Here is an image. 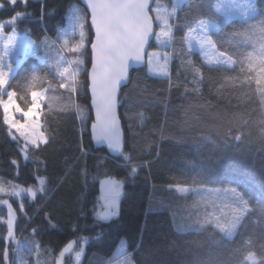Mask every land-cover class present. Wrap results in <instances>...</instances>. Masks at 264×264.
Wrapping results in <instances>:
<instances>
[{"label":"trees","instance_id":"obj_1","mask_svg":"<svg viewBox=\"0 0 264 264\" xmlns=\"http://www.w3.org/2000/svg\"><path fill=\"white\" fill-rule=\"evenodd\" d=\"M0 1L5 5L0 7V21L23 13L17 29L34 40L48 41L43 50L49 52V60L39 51L26 54L10 76L7 90L16 93L22 108L31 104L33 90L43 91L40 121L50 136L47 146L30 147L26 158L21 140L18 145L9 134L0 105V188L4 189L0 264H56L71 241L75 250L84 244L77 264H114L121 239L127 247L123 255L130 254L135 264H264V213L259 210L264 205V150L257 140L264 131V104L254 80L233 86L226 80L255 75L248 72L247 58L259 52L264 29L259 9L264 0H256L258 10L246 20H222L214 9L218 0H154L151 8H158L161 15L171 13L172 37H161L164 45L159 46L172 53L171 72L153 75L145 64L130 72L129 83L119 92L123 152L130 154V161L121 153L109 155L91 139L90 45L87 55H82L83 50L68 51L79 41V30H72L76 16L87 14L81 0H17L15 5ZM150 13L156 16L155 11ZM205 19L219 24L209 35L219 51L232 56V67L207 66L196 51L185 48L187 27ZM154 25L156 32L163 27L156 20ZM237 30L245 35H233ZM86 31L90 33L89 23ZM65 39L69 63L58 47ZM155 48L154 37L149 50ZM65 63L69 71L61 77L57 67L62 70ZM195 68L201 69L198 76ZM72 74L86 86L78 93L59 87ZM33 76L38 79L33 81ZM5 96L0 94V100ZM77 104L85 109L87 125L76 111ZM234 117L240 118L239 124ZM130 166L137 167L135 175L130 174ZM105 176L124 181L119 216L108 221L97 220L94 214L99 179ZM176 186L190 190L179 193ZM228 187L245 193L250 208L230 236L214 224L198 223L206 206H194L210 198L211 190ZM14 188L18 195H9ZM28 188L36 192L35 198ZM9 205L14 213L12 239L8 238ZM72 262L67 254L61 264Z\"/></svg>","mask_w":264,"mask_h":264},{"label":"snow or ice","instance_id":"obj_2","mask_svg":"<svg viewBox=\"0 0 264 264\" xmlns=\"http://www.w3.org/2000/svg\"><path fill=\"white\" fill-rule=\"evenodd\" d=\"M8 3L15 5L17 0H7ZM0 3V7H4ZM87 6L91 10L90 15V33L86 31L87 14L77 15L75 18L73 31L79 30V41L68 51L76 53L78 50H83L82 55H87V45L91 49V64L89 71V85L87 87L91 94V103L95 109V119L91 123L92 137L97 142L106 143L107 147L113 151L121 153L126 161L131 160L128 153L123 152L122 132L120 120L117 114L118 93L122 82H126L129 77L130 61L142 62L144 60L146 47L152 37L157 41L161 37L171 39L172 25L169 24L168 16L171 13L161 15L158 8H151L149 0H87ZM257 5L252 0H242L238 3L237 0H222L216 5L215 11L224 16H230L234 12H239L245 19L249 12H256ZM155 11L156 16L150 15V12ZM261 16H264V7L259 9ZM19 16L13 17L11 24L15 25ZM154 20L160 21L163 27L158 32H154ZM208 23L200 20L195 26H188L187 33L184 37L189 49L193 45L198 46L204 54L205 61L208 65H223L233 64L235 61L232 56L225 52L217 50L216 42L206 31ZM7 25H0L2 30ZM91 35V39L88 36ZM233 35L244 36L245 32L237 30ZM0 39L6 41L3 53H0V94H6L8 99L3 102L4 121L9 126V129H15L18 136H13L19 145L21 138L24 141L21 151L27 153L31 148L40 149L41 144L47 146L50 143V136L43 130V125L40 123L39 116L41 113V105L39 102L40 94L33 90L31 92L32 103L27 110L20 108L14 101L15 92H9V75L13 70V65L7 62L8 56L17 51L15 47V33L9 36H0ZM69 41L64 40V46L67 47ZM29 45L35 47H47L48 41H42L37 44L36 41L29 40L22 46L20 51H24ZM26 54V53H25ZM155 58V66L153 65ZM248 72H254V76H245L241 79L239 76H229L226 78L229 86L239 83H252L254 80L259 87L260 100L264 104V29H261V44L257 55L248 56ZM164 62L160 63L159 53L152 52L148 56V65L150 71H156L162 76H168V54L165 53ZM83 61H77V64ZM191 63V61H189ZM7 69V70H5ZM57 71L61 77L68 73V68ZM241 71H244L242 68ZM201 69L195 68L197 76ZM38 77L33 76L32 80L36 81ZM193 83L198 85V80L194 77ZM224 85H222L223 87ZM60 88L68 90L69 93H78L86 86L77 78L76 74H72L69 82H61ZM197 87L194 91H198ZM71 105V101H69ZM77 113L80 115L83 124L87 125V119L83 113L85 109L78 104L75 106ZM10 109L13 114L10 115ZM18 112L22 116V120H16L14 113ZM264 116V114H262ZM234 123L239 124L240 118L234 117ZM264 124V118L261 120ZM237 136L235 139L239 140ZM257 140L264 150V131H261ZM86 154V153H85ZM13 163H16L13 161ZM151 162H149L150 164ZM137 172L136 166H130V174L135 175ZM197 181L194 179V183ZM41 185L40 191L43 192L44 179L39 180ZM124 190V181L108 178L101 181V200H103L102 210L95 213L97 220L108 221L119 216V205ZM4 189L0 188V192ZM25 191V189H19ZM33 198L36 197V192L32 188L26 190ZM181 193H186V188H178ZM212 196L206 200L197 202L194 206L204 204L205 212L202 214L203 219L198 218V223L214 224L221 232L231 235L232 232L241 224L244 216L250 211L249 199L246 194L239 191L237 187H228L224 189H213ZM9 195H18V191L14 188ZM7 203V201H4ZM207 206L211 207V211L207 210ZM259 210L264 213V205H259ZM50 216V214H49ZM13 221L14 213L9 205L8 238H13ZM87 240V238H84ZM73 248V244L69 243L60 253L61 257L68 253ZM83 249L76 253L77 262L80 261ZM128 264H131L129 261Z\"/></svg>","mask_w":264,"mask_h":264},{"label":"rangeland","instance_id":"obj_3","mask_svg":"<svg viewBox=\"0 0 264 264\" xmlns=\"http://www.w3.org/2000/svg\"><path fill=\"white\" fill-rule=\"evenodd\" d=\"M22 3H26L27 2V0H20ZM222 2V0H218V2L214 5V9L216 8V5L218 4V3H221ZM237 2L238 3H241L242 2V0H237ZM252 2H254V3H256V0H252ZM0 3H3L2 1H0ZM253 13H255V12H249L248 13V16H247V18L246 19H248ZM69 14H70V11L68 12V14H67V18L69 17ZM220 16H221V18H222V20H229V19H232V18H237V19H241V20H246L243 16H241L240 15V13L239 12H234V13H232L230 16H224V15H222V14H220V13H218ZM16 16H19V19H21L22 18V16H23V13H15L13 16H11V17H8V18H5V19H3V20H1L0 21V25H7V27H4L2 30H0V36H9V35H12L13 34V32L15 33V47H16V49H17V51H15V52H13V53H11L9 56H8V58H7V62L8 63H11L12 65H13V70H12V72L10 73V75H9V78H10V76L12 75V73L14 72V70L16 69V67H17V65L23 60V58L25 57V55L26 54H28V53H36V52H40V56H42V58H44L45 60H49V58H47L46 56L49 54V52H45V50H43V47H35L34 45H29L24 51H20V49L22 48V46H24L26 43H27V41H29V40H33V41H36L37 42V44H39L40 42H41V40H34L27 32H25V31H20L19 29H17V27H16V23H17V21L19 20H17L16 21V23H15V25H12L11 24V20H12V18L13 17H16ZM204 21H206V22H209L208 23V27H207V29H206V31L208 32V34H209V32H210V30H214V29H217L218 27H219V24L216 22V21H214V20H211V19H205ZM199 23V22H198ZM197 23V24H198ZM196 24V25H197ZM195 25V26H196ZM194 26V27H195ZM72 30H73V28H72ZM155 32H156V30H155ZM186 35V34H185ZM156 42H157V44H158V48H155V49H150V50H148V52H147V56H146V67H147V70L151 73V74H153V75H159V76H162V75H160L158 72H156V71H150V69H149V65H148V56H149V53H152V52H156V53H159V56H160V63L162 64L163 62H164V60H163V58H164V55H165V53H167L168 54V69H169V74H168V76L170 75V65H171V60H172V53H170V52H168L167 50H165V49H162V48H159V46L161 47V46H163L164 45V43L161 41V40H159V41H157L156 40ZM5 43H6V41L5 40H3V39H0V53H3V51H4V46H5ZM184 43H185V48L187 49V50H194V51H196L197 53H198V55H199V57H200V60H201V62L203 63V64H205V65H207V66H210V65H208L207 63H206V61H205V57H204V54L202 53V51L200 50V48L198 47V46H195V45H193V47L191 48V49H189V46H188V44L185 42V40H184ZM166 46V45H165ZM58 47H59V49H60V51H61V53L63 54V56H64V60L67 62V63H69V59H68V57H67V49H66V47L64 46V44L62 43V42H58ZM218 50V49H217ZM219 51V50H218ZM221 52V51H220ZM26 53V54H25ZM44 53V54H43ZM155 58H153V65L155 66ZM234 65V63L233 64H223V65H211V66H224V67H232ZM65 67H66V63H65ZM64 67V68H65ZM5 70H7V69H5ZM35 91H37L39 94H40V98H39V102H40V105H41V99H42V97H43V91L42 90H35ZM9 92H11V91H9ZM7 99H8V96L6 95L4 98H2L1 100H0V105H1V107H2V111H3V102H6L7 101ZM14 101H15V103L17 104V105H19V103L17 102V100H16V98L14 97ZM31 103H32V96H31ZM31 105V104H30ZM20 106V105H19ZM20 108H22L21 106H20ZM22 109H25V110H27V108H22ZM13 114V110L12 109H10V115H12ZM3 118H4V112H3ZM14 118L16 119V120H22L23 118H22V116L18 113V112H16V113H14ZM39 120H40V116H39ZM5 122V121H4ZM40 123H41V121H40ZM6 124V123H5ZM7 125V124H6ZM7 127H8V131H9V134L11 135V137L13 138V136L15 135V136H18V133H16L15 132V129L13 128V129H9V126L7 125ZM23 144H24V141H23V139L21 138V147L23 146ZM21 147H20V150H21ZM21 153H22V155L23 156H25V153L24 152H22L21 151ZM108 178H112V179H115V180H120L119 178H116V177H113V176H105V177H101L100 179H99V193H98V196H97V201H96V204H95V212H94V214L96 213V212H98V211H101L102 210V204H103V200H101L100 198H101V196H102V192H101V181L102 180H105V179H108ZM176 189H177V191H178V188H186L187 189V192L190 190V188H188V187H185V186H176L175 187ZM179 192V191H178ZM186 192V193H187ZM179 193H181V192H179ZM217 228V227H216ZM218 229V228H217ZM219 230V229H218ZM220 231V230H219ZM235 231V230H234ZM234 231L232 232V234L234 233ZM221 232V231H220ZM222 233H224V232H222ZM225 235H229V234H226V233H224ZM231 234V235H232ZM230 236V235H229ZM69 243H72L73 244V242L71 241V242H69ZM68 243V244H69ZM67 244V245H68ZM66 245V246H67ZM65 246V247H66ZM81 248L83 249V251H84V244L81 246ZM81 248L79 249V250H75L74 249V244H73V248L68 252V253H65L64 254V256L65 255H67V254H71V257H72V259H73V264H77V260H76V253L78 252V251H80L81 250ZM127 247H126V244H125V240L124 239H121V241L119 242V244L117 245V247H116V249H115V252H114V256L116 257V260H115V262H114V264H128V262L130 261L131 262V264H135V261H134V259L130 256V254H125V255H123V252H124V250L126 249ZM63 251V250H62ZM61 251V252H62ZM82 254H83V252H82ZM120 255H122L120 258H118V256H120ZM63 256V257H64ZM63 257H61V255H59V257L57 258V261H56V264H61L62 263V261H63ZM81 257H82V255H81ZM254 258V255H250L249 256V260H252ZM81 259V258H80Z\"/></svg>","mask_w":264,"mask_h":264},{"label":"water","instance_id":"obj_4","mask_svg":"<svg viewBox=\"0 0 264 264\" xmlns=\"http://www.w3.org/2000/svg\"><path fill=\"white\" fill-rule=\"evenodd\" d=\"M153 2H154V0H149V3H150V6L153 4ZM81 3H82V5L84 6V8H85V10H86V12H87V14H88V23H89V26H90V15H91V10H90V8H88V6H87V0H81ZM150 15H151V13H150ZM153 28H154V32H155V25L153 24ZM153 38L154 37H152L151 39H150V41H149V45L146 47V50H145V55H144V60L142 61V62H139V63H136V62H132V61H130V70H129V77H128V79H127V81L126 82H122V85H121V87H120V90L124 87V86H126L128 83H129V79H130V72L132 71V70H135V69H139V68H141V67H143L145 64H146V56H147V52H148V50H149V47H150V43H151V41L153 40ZM89 50H90V55H91V49H90V46H89ZM90 64H91V61H90ZM89 71H90V66H89V69H88V74H87V82H88V85H89ZM88 88V87H87ZM120 90H119V92H120ZM88 94H89V100H90V107H91V110H92V122H94V119H95V109H94V107L92 106V103H91V94H90V90H89V88H88ZM118 95H119V93H118ZM117 99H118V97H117ZM118 104H119V102H118ZM118 104H117V109H116V111H117V114H118ZM91 122V123H92ZM120 126H121V123H120ZM89 131H90V135H91V139H92V142L94 143V145H95V147H103V148H105V150L107 151V153L109 154V155H118V154H120V153H118V152H113V151H111L108 147H107V145H106V143H104V142H100V143H97L94 139H93V137H92V131H91V124H90V127H89ZM121 132H122V144H123V149H124V135H123V130H122V127H121ZM122 149V150H123Z\"/></svg>","mask_w":264,"mask_h":264}]
</instances>
